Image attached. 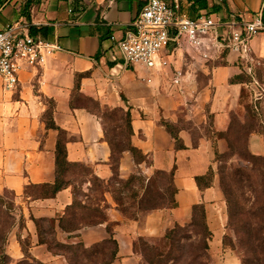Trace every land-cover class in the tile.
Listing matches in <instances>:
<instances>
[{"label":"crops","instance_id":"0c3cea01","mask_svg":"<svg viewBox=\"0 0 264 264\" xmlns=\"http://www.w3.org/2000/svg\"><path fill=\"white\" fill-rule=\"evenodd\" d=\"M165 1L174 6L175 0ZM147 2L0 0V30L14 24L62 47L43 65H26L15 89H5L0 79V193L12 192L17 205V222L6 245L13 259L25 257L23 242L29 255L44 264H69L45 240L91 247L113 237L118 252L112 264H140L135 241L161 237L175 223L191 221L193 206L199 203L205 205L213 232L211 251L217 255L223 249L227 215L219 176L203 190L196 177L216 170L215 151L227 149L222 134L230 129L233 115L242 123L247 121L243 102L255 84L253 63L228 51L206 59L185 40L171 42L162 55L173 68L186 72L183 90L162 70L127 63L119 42L133 29ZM178 5L177 12L190 18L213 14L249 19L257 11L264 18V0H178ZM252 55L264 64V32L254 37ZM120 108L130 110L131 145L147 156L149 164L137 163L133 152L125 150L114 168L107 131L113 128L115 133L122 127L108 125L103 114ZM49 114L66 133L67 160L88 167L91 174L78 172L75 182L56 195L35 197L26 192L28 186L53 184L57 178L60 132L47 125ZM167 124L175 127L178 139ZM178 140L183 147H178ZM249 148L264 155V135L251 133ZM172 170L177 188L174 207L142 210L139 199L145 188L114 184L116 178L144 174L149 179L157 171ZM92 177L103 181L100 191ZM133 190L139 193L137 201ZM75 201L98 208L103 217L80 229L64 230L60 220L74 215H68V208ZM82 213L78 208L74 220Z\"/></svg>","mask_w":264,"mask_h":264},{"label":"trees","instance_id":"16d2710c","mask_svg":"<svg viewBox=\"0 0 264 264\" xmlns=\"http://www.w3.org/2000/svg\"><path fill=\"white\" fill-rule=\"evenodd\" d=\"M114 114L122 113L121 117L115 116L114 114H103V117L105 121L108 123V125H116L117 127H122L121 130L113 132V128H108V140L112 149V163L114 164V168L117 169L120 161V157L123 151L125 150H131L134 154L135 161L137 163H141L143 161L147 162L149 164L148 158L146 155L142 153L141 150H139L136 147H133L130 142V136L133 132L132 130V124H131V113L130 110L124 111L123 109H115L111 111ZM251 115V111L248 109V116ZM111 120V121H109ZM113 120V123H111ZM252 119L250 120L249 117L247 118V121L245 123H242L239 121L237 115H233L232 123L230 126V129L226 134H222L225 136L229 143V147L232 149V154H237L241 159L246 161V165L243 166V168H238L234 172H231L227 175V177L221 176V188L225 194L226 201L228 203V209L230 212V215L234 217L236 220L238 217H236V208H239V206L242 204V201L239 198V195L241 197L244 196V194H247L249 198L252 200V205L250 207L251 213L254 214L255 220L253 222V231L249 230V228L244 227L245 229L249 230L252 233H255L254 235H249L245 230L243 229L242 225H239L238 231H237V237L239 239L240 244L237 246L240 248L242 252V261L243 264H253V260L256 259V252L255 248L253 247L252 241L250 243V240L252 239L253 242L256 241L260 242L259 244L262 246L261 251L264 254V156L253 154L250 151L249 148V137L250 134L254 131H258L255 126L251 123ZM47 125L56 129H59V139L57 142L56 147V166H57V178L55 183L53 184H40V185H31L28 186L26 192L30 193L31 195L35 197H48V196H54L57 194L59 190H61L63 187L73 184L75 182V179H77V173H81L82 175H89L91 174V170L83 165L77 164V163H71L67 160V148H66V133L64 130L59 128L55 125V123L52 120V114H49L47 117ZM168 130L178 139L177 131L175 130V127L171 124H167ZM111 132L114 133V136H111ZM264 135V131H262ZM122 136V138L120 137ZM238 139L241 137H245L248 141V144L245 148H243L241 151H234V149L231 147L232 145V138L237 137ZM178 147H183L181 143H179L178 140ZM216 154V161H220L221 156L223 155L222 152H220L217 148L215 151ZM74 168L78 170H74ZM157 174H160L165 177H169L171 179V183L173 186V197H172V205H166L162 202L159 204L149 206L148 203H150V196H149V186H141L140 188H145V193L141 199H139V206L140 209L148 211L154 208H164V207H174L176 205L175 201V193L177 191V188L174 184V170L171 172H165V171H157ZM216 173L213 168H211L206 175L203 176H197L196 181L198 183V186L200 189H205L207 187H210L213 183L214 177ZM136 178V175L131 176L127 180H121L119 178H116V181L114 184H118L121 187L127 188L125 184H130L134 179ZM151 180V177L148 179V181ZM92 184L94 188L98 191L101 190L104 183L102 180H100L98 177H92ZM238 194V192H240ZM139 193L138 191H132V197L133 199H137ZM137 201V200H136ZM78 208H81L83 213L81 216L77 218V220H74V216L76 215V210ZM17 209V205L14 200H11L4 195L0 194V219L3 220V232L1 234V244L0 245V264H11L12 257L7 253L6 251V239L8 233L14 228L17 218L16 215L14 216L13 210ZM84 209V210H83ZM68 215H72V217L69 219V216L67 218L63 217L60 220V227L64 230L68 231H74L76 229H80L86 225L94 224L98 221V217H103L102 212L93 206H82L80 202L75 201L72 206L68 208ZM92 213H95L94 218H91ZM243 213H239L238 216H243ZM242 218V217H241ZM239 219V218H238ZM2 220H0V224L2 223ZM50 223H54V221H49ZM240 223H242V220H240ZM186 226H192L196 227V230L198 231V236L200 239V245L199 248L202 251L203 255L206 256L208 254V251L210 249L209 242L213 238V232L211 231L207 215H206V209L205 205L203 203H199L193 206V214H192V221L188 223ZM183 227L176 223V225L171 228L167 229L165 239L171 240L172 245L174 246L179 239L177 238V233L182 229ZM199 228V229H197ZM256 231V232H255ZM258 235V238L256 236ZM246 236V238H245ZM255 236V237H254ZM254 237V238H253ZM52 251L61 252L67 259L68 263L71 264V257L69 256V250H73V248H83L84 252H88L90 248H94L96 246H99L101 244L111 243L112 249L106 250V252L103 254V256H106L109 254L107 259H103L101 264H112L114 259L116 258L117 252H118V242L113 237L96 243L91 247H86L82 242H79L77 244H62L57 241H49L45 240ZM22 248L25 253V257L17 262V264L22 263H33V264H44L41 261L31 257L28 253L27 247L22 242ZM169 253V252H168ZM170 254L172 252L170 251Z\"/></svg>","mask_w":264,"mask_h":264},{"label":"built area","instance_id":"2783aa9c","mask_svg":"<svg viewBox=\"0 0 264 264\" xmlns=\"http://www.w3.org/2000/svg\"><path fill=\"white\" fill-rule=\"evenodd\" d=\"M178 0L174 6L165 0H148L126 32L119 48L129 64L142 63L150 69L166 72L172 84L183 90L186 72L173 68L162 55L171 42L186 41L201 56L211 59L225 51L234 52L240 60L254 63L252 41L264 32L262 11L251 18L223 19L213 14L195 18L180 15ZM62 47L47 38L32 35L17 25L0 30V79L7 90L15 89L20 71L26 66L43 65L47 58ZM148 81H151L150 79ZM258 84L257 80H254ZM259 85V84H258ZM256 100L264 95V87L255 93Z\"/></svg>","mask_w":264,"mask_h":264},{"label":"rangeland","instance_id":"374dc122","mask_svg":"<svg viewBox=\"0 0 264 264\" xmlns=\"http://www.w3.org/2000/svg\"><path fill=\"white\" fill-rule=\"evenodd\" d=\"M251 66L254 69L253 80H257L259 85L254 84L253 89L247 91V93L245 94L243 107L246 109L248 108L251 111V115L248 117L250 120L252 119V125L255 126L260 133H262V131H264V95L260 99L256 100L255 93L260 89V86L264 87V64L262 61H255L253 64H251ZM105 113L108 115L114 114L111 111H106ZM114 115L121 117V115L123 114L116 113ZM111 123H113V120ZM111 136H114L113 132H111ZM120 137L122 138V136ZM247 141L248 140L245 137H241L239 139L238 136L234 137L231 140L233 145L231 147L234 149V151H241L248 144ZM222 153L223 155L221 156L220 161L217 160L215 162L216 170H214L215 173L219 176L220 186L221 176L227 177L229 173L234 172L238 168H243V166L247 164L246 161L239 157V155L235 153L232 154L233 151L229 147V143L227 145V149ZM74 170L78 169L74 168ZM146 185H148L150 188L149 196L151 198V202L148 203L149 206L159 204L160 202L166 205H172L171 202L173 197V186L171 183V179L168 176L165 177L155 172L151 175V180L148 181L147 177L144 174H140L136 175V178L130 184H125V186L130 189H135L136 186L141 187ZM240 193L241 191L238 192V194ZM0 194L15 201L14 194L12 192L7 191ZM239 198L242 201V204L239 206V208H236V217H238L239 219L237 218L235 220L234 217L230 215L228 203L224 194V201L226 205L225 214L227 215L225 223V235L222 241V248L224 250L221 249L217 253V255L215 253L216 251H211V247L208 251V254H206V256L203 255L202 251L199 248L200 239L196 227L186 226L192 221L191 219V221L187 223H179L183 228L177 233V238L179 239V241H177L174 246L172 245L171 240L165 239L166 233L163 236L156 238H150L146 236L138 238L134 243V250L140 260V264H228L227 261L234 260L235 258L239 261V264H243L242 252L240 248H238L240 242L237 237V231L239 225H242L243 229L248 234V231H251L253 229L255 216L251 213L250 207L252 205V200L249 198V196L247 194H244L243 197L239 195ZM12 212L15 216L17 209H14ZM239 213L244 214L243 216H241L242 218L238 216ZM0 220H2V218ZM240 220H242V223H240ZM175 225L176 223L169 229L173 228ZM244 227L249 228V230L245 229ZM2 230L3 220L0 224V238L3 232ZM250 231L249 235L255 234ZM10 232L7 235L6 243L8 241ZM256 236L258 238L257 234ZM251 241L256 252V259L252 261L253 264H264V254L261 251L262 246L259 244L260 242L256 243V241L253 242V240L251 239L250 243ZM1 244L3 243H1L0 239V245ZM219 248H221L220 245ZM109 249H112L111 243L101 244L94 248H90L88 249V252H84L83 248L75 247L73 248V250H69L68 252L69 256L71 257L70 263L101 264L103 259L108 258L109 254H107L106 256H103V254L106 252V250L108 251ZM170 251L172 252V254H170ZM18 261L19 260L12 259L11 264H17ZM22 264L33 263L30 262Z\"/></svg>","mask_w":264,"mask_h":264}]
</instances>
